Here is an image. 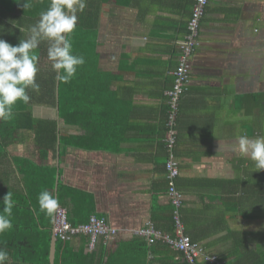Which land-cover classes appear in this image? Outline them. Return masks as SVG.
Here are the masks:
<instances>
[{"label":"crops","instance_id":"0c3cea01","mask_svg":"<svg viewBox=\"0 0 264 264\" xmlns=\"http://www.w3.org/2000/svg\"><path fill=\"white\" fill-rule=\"evenodd\" d=\"M23 4L0 0V39L12 45L28 38L20 28L35 25L50 0ZM192 6L193 0H87L71 35L73 53L86 61L81 98L73 94L79 107L67 106L66 120L57 112L59 82L47 42L35 50L40 90L32 91V100L51 94L56 102L33 104L31 113L56 123L57 142L43 155L34 134L20 130L0 159V184L24 190L21 158L54 168L55 193L59 182L74 190L68 207L59 203L71 225L96 217L117 230L113 238L99 237L93 250L88 235L62 241L86 257L83 264H188L168 244H149L138 234L150 226L174 236L175 210L184 233L218 260L200 257L197 264H233L251 253L264 261V204L249 193L254 180L264 190V170L254 171L250 158L233 150L239 135L264 137V0H211L206 6L191 75L170 126L167 92ZM171 133L175 142L168 151ZM170 156L179 167L178 209L165 169Z\"/></svg>","mask_w":264,"mask_h":264},{"label":"trees","instance_id":"16d2710c","mask_svg":"<svg viewBox=\"0 0 264 264\" xmlns=\"http://www.w3.org/2000/svg\"><path fill=\"white\" fill-rule=\"evenodd\" d=\"M74 54L80 55L79 52ZM80 73L81 68L79 67L77 75L70 82H59V115L62 119L66 120L67 106L75 109L79 107V103L72 97L75 93L74 96L77 99L81 98V95H78L81 90L80 83L78 84V80L81 79ZM46 87L48 90L50 89L49 85ZM53 93L55 94V91ZM28 95H31L28 104L17 102L14 106L13 119L6 122L0 121V159L8 156L7 146L14 141L20 130L34 134V142L41 149L43 155H46L51 149L54 150L57 142L56 123L33 118L31 105L48 104L52 106L56 102L55 95L48 94L42 96L40 100H32L35 98L31 90L28 91ZM49 96H52V99H44ZM60 141L64 144L65 138L62 137ZM19 170L25 177L24 190H6L0 184V214H3V197L8 192L12 193L15 202L10 217L13 226L4 234H0V247L9 251V264H49L52 217H48L40 211L37 197L41 191L48 190L53 195H58L59 203L61 201L63 206L68 207V200L73 201L72 192L74 190L59 182L55 193L56 170L54 168L43 167L21 158ZM249 189L250 195L258 199L259 194V200L261 199V203L264 204V190L259 188L256 180L249 183ZM71 222L74 225L80 223L75 222L72 218ZM258 259V254L251 253V255L248 254V259L242 258L233 264H264V261ZM84 261H86V257L81 252H73L66 246V242L57 240L54 264H83Z\"/></svg>","mask_w":264,"mask_h":264},{"label":"clouds","instance_id":"9594fccd","mask_svg":"<svg viewBox=\"0 0 264 264\" xmlns=\"http://www.w3.org/2000/svg\"><path fill=\"white\" fill-rule=\"evenodd\" d=\"M24 7L31 6V0H24ZM87 0H50L46 11L40 13L35 25L27 29L28 38L21 39L12 45L0 39V121L13 119V109L17 102L28 104L31 97L28 91L39 92L40 85L36 81L38 57L35 50L40 43L47 42V56L55 79L61 83L70 82L79 67L86 61L82 55L73 53L71 35L77 27V13H82ZM233 150L242 157L250 158L254 171L264 170V137L249 138L239 135ZM39 209L48 217H53L59 208L58 195L43 190L37 197ZM15 202L12 193L3 197V214H0V234L12 228L11 215ZM10 253L0 247V264H9Z\"/></svg>","mask_w":264,"mask_h":264},{"label":"built area","instance_id":"2783aa9c","mask_svg":"<svg viewBox=\"0 0 264 264\" xmlns=\"http://www.w3.org/2000/svg\"><path fill=\"white\" fill-rule=\"evenodd\" d=\"M210 2L211 0H193L191 16L187 23V34L184 40L179 43V62L178 67L174 72V85L172 90L167 92L171 110L169 118L170 126H173L175 122V113L178 108L179 97L185 90L186 84L191 75L190 60L195 46H197L199 28L205 14V8ZM174 142L175 137L171 133L167 140L168 151L173 148ZM165 169L169 181V195L172 204L178 209L182 206L183 198L175 189L174 181L179 175V167L172 156L167 160ZM174 221V236L164 234L150 226L140 229L138 234L146 237L149 244H155V242L168 244L171 249L179 252L188 264H197L200 257L204 258V260L209 263H217L218 260L216 256L206 254L198 244L192 242V240L184 233L178 210L174 211ZM52 233L61 241H68L78 234L88 235L90 238L88 249L93 250L99 237L105 239L113 238L117 234V230L110 227L104 219H98L96 217H91L85 224L73 226L67 220L66 210L59 206L57 212L53 216Z\"/></svg>","mask_w":264,"mask_h":264},{"label":"water","instance_id":"95a60500","mask_svg":"<svg viewBox=\"0 0 264 264\" xmlns=\"http://www.w3.org/2000/svg\"><path fill=\"white\" fill-rule=\"evenodd\" d=\"M56 104H57L56 106H57V112H58V108H59L58 99H57ZM56 243H57V238L54 235H52L51 243H50V252H49V264H54L55 253H56Z\"/></svg>","mask_w":264,"mask_h":264}]
</instances>
